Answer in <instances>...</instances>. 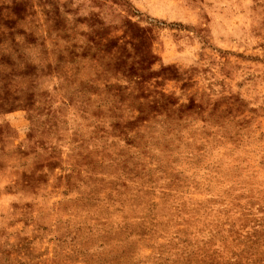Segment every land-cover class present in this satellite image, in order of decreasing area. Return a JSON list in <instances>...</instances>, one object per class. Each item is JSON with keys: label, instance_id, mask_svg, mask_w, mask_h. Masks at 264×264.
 Wrapping results in <instances>:
<instances>
[{"label": "rangeland", "instance_id": "1", "mask_svg": "<svg viewBox=\"0 0 264 264\" xmlns=\"http://www.w3.org/2000/svg\"><path fill=\"white\" fill-rule=\"evenodd\" d=\"M0 264H264V0H0Z\"/></svg>", "mask_w": 264, "mask_h": 264}]
</instances>
